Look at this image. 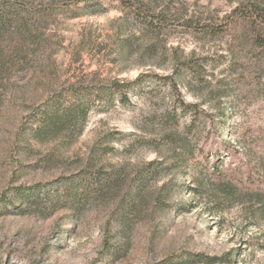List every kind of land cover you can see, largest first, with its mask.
Returning a JSON list of instances; mask_svg holds the SVG:
<instances>
[{"label":"rangeland","instance_id":"374dc122","mask_svg":"<svg viewBox=\"0 0 264 264\" xmlns=\"http://www.w3.org/2000/svg\"><path fill=\"white\" fill-rule=\"evenodd\" d=\"M251 2L264 5L0 0V264H264V41L234 12ZM177 67L180 98L201 115L186 148L220 151L206 137L221 121L234 146L218 161L224 184L213 163L207 176L149 166L171 156L168 135L191 111L170 80L126 82ZM75 90L112 103L42 134L49 104Z\"/></svg>","mask_w":264,"mask_h":264},{"label":"trees","instance_id":"16d2710c","mask_svg":"<svg viewBox=\"0 0 264 264\" xmlns=\"http://www.w3.org/2000/svg\"><path fill=\"white\" fill-rule=\"evenodd\" d=\"M234 12H239L242 16L247 17L253 27V31L255 34V37L257 41H264L261 32H260V26L259 22H264V5L259 3H249L247 5H238L235 7ZM6 16L5 14L0 15V22H5ZM154 20H150L152 23ZM180 69L185 70H191L192 66L191 64H182V67ZM175 76L178 78L184 77L182 72H180L179 68L177 67L175 69V73L171 75H160L156 73H141L139 74L133 81L126 82V89L135 88L137 86H142L145 83L156 81V82H165L166 80H170L173 83V87L176 91V94L178 95L176 107H180L182 111H191V119L190 122L183 125V129L181 132L178 131V128L174 129V132H171L168 135L169 142L174 145V151L172 152L171 156L168 157L166 160L157 161L152 160L149 163L150 167H154L155 165H160L161 167H164L165 169H180L182 173H185L189 175L191 170H200V172L205 173L207 176L209 173L208 168L211 165L212 167V173H217L220 176L219 182L221 184H224V182H227L225 174L223 172H220L218 161H221V156H225V152L229 151L233 146V144L225 140L223 136V129L225 128V125L223 122H220V127H217L214 130L209 131L206 139H210L211 137H215L216 144H221L225 148H221L219 151L216 150L213 146L211 147L212 150L205 151V148L203 145L197 146L196 149H190L186 148L185 141L187 140L188 133H191L192 131H195L199 127V123L201 121V115L199 112V103H193V102H186L184 99L180 98V90L178 88V83L175 81ZM122 86L119 82H114L113 86L118 87ZM89 92L87 90H75L72 92L70 97L64 98L63 104H60V106L55 108L51 104H49V108L45 110L43 113L44 120L43 122V129L42 134L44 133H52L55 130H58L62 125H66L69 122L72 121V119H85L91 109L94 107H103L110 105L112 103L113 99V92L111 91H99L98 94L94 96V101L91 100L89 96ZM121 101L123 103H126L129 101V96L127 92L122 93ZM171 120L175 121V123H178V117L177 113L173 111L172 114H169ZM209 117V115H206ZM224 116V114L221 115V117ZM212 117V122L214 123L216 120H214V116ZM220 116H217V119H219ZM222 119V118H220ZM178 125V124H176ZM175 128V127H174ZM205 139V140H206ZM206 143V142H205ZM215 145V144H214ZM177 148V149H176ZM213 149L215 151H213ZM212 158V162H210V157ZM153 173V172H151ZM207 177H201L197 181L199 182V186L194 188V192L199 195L200 191H207L208 190V184H207ZM237 190H233L229 193L222 194L223 203L227 202L230 204L229 201L232 200V197H235Z\"/></svg>","mask_w":264,"mask_h":264}]
</instances>
